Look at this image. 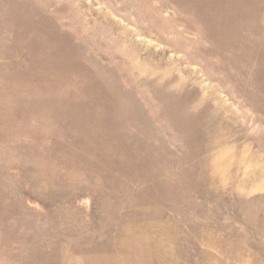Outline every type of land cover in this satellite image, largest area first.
<instances>
[{
  "label": "rangeland",
  "instance_id": "374dc122",
  "mask_svg": "<svg viewBox=\"0 0 264 264\" xmlns=\"http://www.w3.org/2000/svg\"><path fill=\"white\" fill-rule=\"evenodd\" d=\"M0 264H264V0H0Z\"/></svg>",
  "mask_w": 264,
  "mask_h": 264
}]
</instances>
